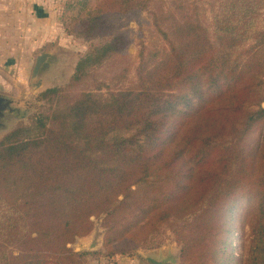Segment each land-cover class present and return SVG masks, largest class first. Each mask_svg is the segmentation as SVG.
<instances>
[{"label": "trees", "instance_id": "obj_1", "mask_svg": "<svg viewBox=\"0 0 264 264\" xmlns=\"http://www.w3.org/2000/svg\"><path fill=\"white\" fill-rule=\"evenodd\" d=\"M153 1L68 0L59 22L87 36ZM187 9L150 12L161 45L141 48L133 83L128 67L108 83L96 75L121 32L1 137L0 264H82L70 245L101 216L108 258L155 248L168 230L180 264H239L242 204V264H264V0H213L206 25Z\"/></svg>", "mask_w": 264, "mask_h": 264}, {"label": "rangeland", "instance_id": "obj_2", "mask_svg": "<svg viewBox=\"0 0 264 264\" xmlns=\"http://www.w3.org/2000/svg\"><path fill=\"white\" fill-rule=\"evenodd\" d=\"M67 1L61 0L62 5L58 6L60 12L63 4ZM212 1L154 0L148 11L141 13L134 19L120 21L113 28L96 30L92 34L82 37H73L63 31L60 36L52 38L49 43L51 46L36 53L35 58L42 53H47L50 57L43 64L36 77L35 83L39 81L40 86L35 91L29 86L33 67L31 66L29 70L24 72L22 76V82L24 80V83L21 84V81L17 79V69L9 65L13 55L0 54V97L5 100L4 109L0 112V139L17 124L28 125L33 115L48 110L49 106L40 101V93L49 88L64 87L72 75L77 61L94 47L110 42L111 38L118 33L127 32L128 40L122 51L102 68L98 69L96 75L98 80L108 83L112 76L128 67L129 73L126 75L128 84L133 83L135 81L134 68L141 48L155 50L161 45V40L153 26L150 12L160 7L163 12L169 9L175 10V6L181 4L188 8L185 11L186 15L197 18L203 25H206L207 20L211 16L210 5ZM59 16L60 14L57 15V17ZM125 85H127L126 82ZM248 209L247 205H240L238 220L235 225L237 233L233 242L235 255L239 257V264L243 263L245 246L248 243V222L250 218V213L247 212ZM103 218L104 216H101L99 219L93 220L91 233L86 237L76 239L70 245L74 252L85 253L81 260L82 264H149L147 262L148 258L168 264H180L179 247L168 230L162 231L157 237L161 242L155 248L146 250L134 249L130 254L106 257L102 247L104 229L101 223ZM120 248L125 249V246L121 245Z\"/></svg>", "mask_w": 264, "mask_h": 264}, {"label": "crops", "instance_id": "obj_3", "mask_svg": "<svg viewBox=\"0 0 264 264\" xmlns=\"http://www.w3.org/2000/svg\"><path fill=\"white\" fill-rule=\"evenodd\" d=\"M61 5V0H0V54L13 55L9 65L21 84L24 72L34 68L36 53L63 33L57 17Z\"/></svg>", "mask_w": 264, "mask_h": 264}, {"label": "water", "instance_id": "obj_4", "mask_svg": "<svg viewBox=\"0 0 264 264\" xmlns=\"http://www.w3.org/2000/svg\"><path fill=\"white\" fill-rule=\"evenodd\" d=\"M49 57H50L49 54L42 53L35 60L34 68L32 70V75H31V88L33 91H35L36 88L40 86L39 81L35 83L36 77H37L38 73L40 72L41 68L43 67V64L47 61V59ZM4 102H5V100L2 97H0V112L4 109ZM147 262L149 264H168V263H164L161 261H156V260L151 259V258H148Z\"/></svg>", "mask_w": 264, "mask_h": 264}]
</instances>
